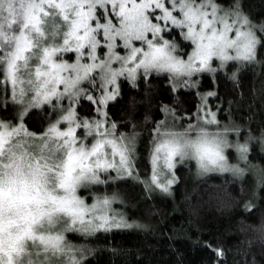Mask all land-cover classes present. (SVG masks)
Segmentation results:
<instances>
[{"label":"snow or ice","instance_id":"obj_1","mask_svg":"<svg viewBox=\"0 0 264 264\" xmlns=\"http://www.w3.org/2000/svg\"><path fill=\"white\" fill-rule=\"evenodd\" d=\"M259 49L264 23L243 0H0V113H12L0 119V264H85L90 250L70 234L134 227L113 208L123 203L109 194L119 181L170 194L186 162L237 178L253 170L250 153L264 133L221 119L214 90L200 94L194 116L164 108L144 180L138 134L120 131L129 126L108 106L122 81L194 88L230 63L257 62ZM36 109L46 119L33 131ZM216 253L222 264L223 250Z\"/></svg>","mask_w":264,"mask_h":264},{"label":"trees","instance_id":"obj_2","mask_svg":"<svg viewBox=\"0 0 264 264\" xmlns=\"http://www.w3.org/2000/svg\"><path fill=\"white\" fill-rule=\"evenodd\" d=\"M243 6L254 22L264 23V0H243ZM198 89L172 91L163 78L135 86L121 82L119 97L108 106L109 116L129 126L120 131L130 132L134 126L141 180L149 175L153 124L164 108L194 116L201 93L217 92L219 99L210 103L223 108L225 122L257 137L264 133V49L258 50L255 63L230 64L226 73L204 74ZM90 111L91 105L82 102L80 114ZM11 115L0 113V118ZM45 119V112L36 109L28 127H44ZM249 159L253 170L239 178L216 172L199 176L195 163L186 162L177 168L178 183L170 194L149 192L134 180L119 181L109 194L123 202L116 203L117 209L134 227L87 239L70 234L69 239L90 250L85 264H220L217 249L223 250L222 264H264V145L259 141Z\"/></svg>","mask_w":264,"mask_h":264},{"label":"rangeland","instance_id":"obj_3","mask_svg":"<svg viewBox=\"0 0 264 264\" xmlns=\"http://www.w3.org/2000/svg\"><path fill=\"white\" fill-rule=\"evenodd\" d=\"M216 63H218V62H216ZM232 63H236V62H232ZM231 64V63H230ZM244 64H246V63H237L236 65H238V66H241V65H244ZM196 87H198V85L196 86ZM196 87H194V88H196ZM187 89H189V88H187ZM1 119V118H0ZM152 153V152H151ZM192 162H194L195 163V161H192ZM195 167H196V163H195ZM196 173H197V175H199V176H204V175H206V174H209V173H201V172H199L198 170H197V167H196ZM119 200H121V199H119ZM118 201V200H117ZM116 203H119V202H115L114 204H113V208L114 209H116V210H118V211H120L119 209H117V206H116ZM120 204V203H119ZM121 212V211H120ZM125 218L127 219V217L125 216ZM127 221H128V219H127ZM76 235H78V234H76ZM74 242V241H73Z\"/></svg>","mask_w":264,"mask_h":264}]
</instances>
